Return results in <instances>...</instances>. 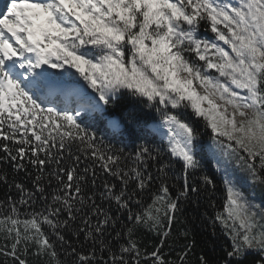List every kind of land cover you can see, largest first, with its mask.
Segmentation results:
<instances>
[{
    "label": "snow or ice",
    "instance_id": "snow-or-ice-1",
    "mask_svg": "<svg viewBox=\"0 0 264 264\" xmlns=\"http://www.w3.org/2000/svg\"><path fill=\"white\" fill-rule=\"evenodd\" d=\"M121 98L129 109L108 118ZM143 109L155 113L150 126ZM100 122L128 135L133 151L98 137ZM205 150L224 192L212 223L230 241L217 264H264V201L232 169L264 188V0H7L0 9V162L37 172L31 188L9 184L19 200L0 202V264H192L194 241L175 258L162 249L182 204L215 190L209 175L194 178ZM141 229L159 238L151 252ZM198 264L209 261L201 254Z\"/></svg>",
    "mask_w": 264,
    "mask_h": 264
},
{
    "label": "trees",
    "instance_id": "trees-1",
    "mask_svg": "<svg viewBox=\"0 0 264 264\" xmlns=\"http://www.w3.org/2000/svg\"><path fill=\"white\" fill-rule=\"evenodd\" d=\"M200 32L201 35H211L210 33H205L203 27H201ZM129 106V101L125 98H121L114 108L108 109L105 115L108 118L122 116V113L128 110ZM136 111L140 113L141 108H137ZM142 114H147L144 116V119L148 121L146 126H150L155 117L154 111L150 112L148 109H143ZM189 119L194 118L189 114ZM197 126L198 129L202 128V125L199 123ZM96 131L98 137H103L106 143H111L117 148L123 147L126 151L131 152L135 147V144L130 141L128 135L120 137L112 134L103 122L97 124ZM2 155L4 154L0 152V156ZM202 155L204 157V167L194 178L198 180L200 174L209 175L215 181V190L209 187V189L206 192H202L199 197L193 198L182 204V213L173 224L172 236L168 239L162 251L165 253L171 252L172 257L175 258V251H173V249L178 250L180 246L188 241H194V255L189 256L192 264H198V258L201 254L208 259L209 264H217L218 260L224 255V249L230 245L228 238L221 232L220 226L218 224L214 226L212 223V217L215 215L212 203L214 202L216 204L217 209L222 208L224 192L221 177L213 167L212 161L206 155V150ZM25 163L27 162L25 161ZM179 167V164L175 165L177 170ZM27 168V172H17L11 167V164L0 162V173H6L9 181L8 184L0 181V202H6L9 196H11L13 200H19V194L15 187H9V184H12L13 181L23 183L28 188L32 187V180L35 178L37 172L31 165H28ZM29 173H31V175H29ZM97 173L100 177V179L97 180V184L99 185L105 176L99 169H97ZM45 183L47 184V182ZM55 186V181H53L52 187L54 188ZM51 190L52 188H48L49 192H51ZM89 191H91V185H89ZM150 195V192L145 193V199H148ZM173 195H175V189H173ZM97 202L100 203L99 199ZM182 231H187L189 233L188 240H185L183 236L179 235ZM66 235L75 245V238L70 234ZM80 239L83 241L82 236ZM137 239L139 240L140 247L148 252L153 251L155 246L160 243L155 233L145 229L138 231ZM0 243H3V241L0 240Z\"/></svg>",
    "mask_w": 264,
    "mask_h": 264
},
{
    "label": "rangeland",
    "instance_id": "rangeland-1",
    "mask_svg": "<svg viewBox=\"0 0 264 264\" xmlns=\"http://www.w3.org/2000/svg\"><path fill=\"white\" fill-rule=\"evenodd\" d=\"M6 1H5V3H7ZM208 157L211 160V157L210 156H208ZM232 169L234 170L238 181L243 183L245 193L247 195H249V197L252 198L257 204L264 201V188H262L259 185L248 183L246 173L242 170V168H237L235 165V162L232 165Z\"/></svg>",
    "mask_w": 264,
    "mask_h": 264
}]
</instances>
